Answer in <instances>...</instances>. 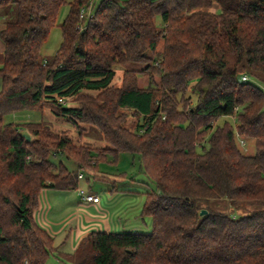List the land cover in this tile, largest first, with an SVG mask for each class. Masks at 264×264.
<instances>
[{"label": "trees", "instance_id": "obj_1", "mask_svg": "<svg viewBox=\"0 0 264 264\" xmlns=\"http://www.w3.org/2000/svg\"><path fill=\"white\" fill-rule=\"evenodd\" d=\"M90 1L69 2L61 44L44 58L66 0H0L15 6L0 29V264L56 253L67 264H264V91L241 79L264 81V0H100L79 29ZM128 63L140 68L112 85L114 66ZM21 109L71 127L4 121ZM90 126L107 146L82 139ZM237 136L254 141L253 154ZM126 152L154 185L140 209L150 232L90 230L58 251L34 217L41 191L76 189L79 170ZM216 199L227 208L213 209Z\"/></svg>", "mask_w": 264, "mask_h": 264}, {"label": "rangeland", "instance_id": "obj_2", "mask_svg": "<svg viewBox=\"0 0 264 264\" xmlns=\"http://www.w3.org/2000/svg\"><path fill=\"white\" fill-rule=\"evenodd\" d=\"M71 0H66V3L63 4L56 16L55 24L51 27L48 36L44 43L41 46V53L44 58L52 56L57 49L59 48L61 41H62V34H61V28L60 24L62 23L63 19L66 17L68 10H69V2ZM100 0H92V5H97ZM15 18V6L13 4H10L6 7L0 8V26L3 25L6 21H11ZM162 44L160 43L158 46V49L161 50ZM2 52H3V44L0 39V66L2 63ZM125 68H140V66L132 63H128L125 65H115V75L112 79L111 84L115 86H119L121 84V76L122 72ZM248 81L259 85L262 90L264 91V81L258 79L255 77L254 74L248 72L247 74ZM157 79V77H156ZM148 76L141 75L138 77V83L140 86H143L147 83ZM1 84V81H0ZM4 121H14V122H20V121H37V120H44L46 122H49L50 124L54 125L56 128H69L71 127L70 123L64 121L62 118H58L57 116L53 115L48 110H35V109H21L19 111L7 113L3 117ZM224 118H220L217 123H220ZM76 137V136H74ZM83 140H86L91 145L96 147H103L107 146V144L102 140L100 133L98 130L90 126L86 133L82 137ZM237 143L239 145V148L246 154H253L254 153V141L251 139H244L242 137L237 136L236 138ZM243 140L244 143L241 144V141ZM51 160L55 163L61 161L62 164L68 168L69 170H75L76 169V163L69 158H66L63 155H56L51 156ZM83 174V182L88 181L89 187L92 191H96L99 193L100 196L105 197V199L108 198V189H111L113 185L116 188L120 187H133L129 190L131 191H140V195H135L134 199L136 201H140V205L136 206L135 212L139 211L141 209L142 205V199L144 197V193L151 191L154 189V185L145 177L143 173L139 171V164H138V158L136 154L132 153H121L119 155L118 161L116 163L112 162H100L98 163V167L93 171L91 169H81L79 170ZM100 174L103 175H125L126 182L124 184H121L120 182H113L110 179L106 177L100 176ZM126 184V185H125ZM76 189H70V190H56L52 188H45L41 191L40 194V205L38 209L34 212L37 223L41 225L42 227L48 229L49 232L55 234V244L58 245V251L62 252H70L74 247L76 246V231L74 230V227L78 225L79 229H82L81 226V218H83V211L78 212L76 210L77 208L73 207L74 198L77 201L78 196H80V191L77 189V194L74 195ZM73 201V202H72ZM210 202H217L218 200H211ZM225 203V202H224ZM212 204V203H211ZM226 204V203H225ZM140 207V208H139ZM69 209L68 213L70 212V216L72 217V214H76L77 217H79V221L75 219L73 222V228L70 226V222L68 220H61L58 221L60 218H62L60 213H64V209ZM133 209L129 208V211H134ZM252 207H249L247 210H237L233 214L235 216H241L246 213H249L251 211ZM112 210V208H109L108 213ZM72 211V212H71ZM123 211H126L125 208H123ZM104 212V211H103ZM115 213V212H111ZM121 216V215H120ZM118 218H121V217ZM112 221L113 223V229L110 231L119 232V231H125V232H139V233H149L151 228V220L147 216H136L138 218V221L136 223L138 224V227L133 226L130 227V225L123 226L122 223L119 221L120 219H117L114 214H112ZM113 217L114 220H113ZM46 218L48 221H46ZM128 219H124L123 224L128 223L126 222ZM44 221V222H43ZM78 223V224H77ZM71 229V230H70ZM92 230H102L99 227L91 226ZM74 238H71L73 235ZM54 236V235H53ZM73 239V242H72ZM73 243V244H72ZM45 264H67L59 255L51 254Z\"/></svg>", "mask_w": 264, "mask_h": 264}, {"label": "crops", "instance_id": "obj_3", "mask_svg": "<svg viewBox=\"0 0 264 264\" xmlns=\"http://www.w3.org/2000/svg\"><path fill=\"white\" fill-rule=\"evenodd\" d=\"M3 26V25H2ZM2 26H0V29L2 28ZM100 176L102 177H106L108 179H110L113 182H120L121 184H124L126 182V177L125 175H103L100 174ZM126 185V184H125ZM133 189V187H130ZM129 187H120V188H116L114 185L111 189H108V198L105 199V197L100 196L98 192H94L91 190V188L89 187L88 181L83 182V177L78 179V184L76 187V190L78 189L80 190H84L86 193L88 194H93L96 196H99L100 200L97 203H93V202H84L81 200L80 196H78L77 201L74 198V203H73V207L77 208L76 210H78V212L83 211L84 215L83 218H81V226L82 229L78 228V225H76L74 227V230L76 231V238H74V235L71 238H74V240L76 239L77 243L79 241V239L88 231L92 230V229H88L91 228V226H95V227H99L102 230L105 231H110L111 229H113V223L114 221H112V214H114V216L117 217V219H120L119 221L122 223L123 226H127L130 225V227H134L135 226L138 227V224L136 223V221H138V218H136V216H139V211L135 212L136 210V206L140 205V201H136L134 199L135 195H140V191H131ZM75 191L74 195L77 194L78 192ZM144 199V197H143ZM142 199V202H143ZM73 202V201H72ZM138 202V203H137ZM224 200H221L218 202V204H216L217 202H212L211 207L213 209H221L224 210L227 208V204L224 203ZM134 206V211H129V208L133 209ZM109 208H112V210L108 213ZM123 208H125L126 211H123ZM140 208V207H139ZM69 209H64V213H60L62 218H60L58 221L61 220H68V222H70V226L71 228H73V222L75 221V219H77L79 221V217H77L76 214H72V217L70 216V212L68 213ZM104 211V212H103ZM115 212V213H111V212ZM72 212V211H71ZM121 215V216H120ZM121 218H118V217ZM34 217L36 222V216L34 213ZM115 217H113L114 220ZM124 219H128L126 220V222L128 221V223L123 224ZM46 221H48V219L46 218ZM44 222V221H43ZM49 222V221H48ZM78 224V223H77ZM41 226V225H40ZM44 228V227H43ZM46 229V228H44ZM48 231V229H46ZM71 230V229H70ZM97 230V229H96ZM49 232V231H48ZM53 237H54V244H55V234L49 232ZM73 242V239H72ZM76 243V245H77ZM73 244V243H72ZM56 247L58 248V245L55 244ZM76 247V246H75ZM74 247V249H75ZM72 249V251L74 250ZM70 251V252H72ZM62 252V251H61Z\"/></svg>", "mask_w": 264, "mask_h": 264}, {"label": "built area", "instance_id": "obj_4", "mask_svg": "<svg viewBox=\"0 0 264 264\" xmlns=\"http://www.w3.org/2000/svg\"><path fill=\"white\" fill-rule=\"evenodd\" d=\"M92 16V3L91 1L88 3V6H84L82 8H80L79 10V20L80 23L78 24V28L79 29H83L84 26L86 25L85 22L89 20V18ZM242 80H247V75H242L241 76ZM241 144L244 143L243 140H240ZM78 179L83 177V174L81 172L78 173ZM80 195H81V200L84 202H93V203H97L99 202L100 198L99 196L93 195V194H88L86 193L84 190H80Z\"/></svg>", "mask_w": 264, "mask_h": 264}, {"label": "water", "instance_id": "obj_5", "mask_svg": "<svg viewBox=\"0 0 264 264\" xmlns=\"http://www.w3.org/2000/svg\"><path fill=\"white\" fill-rule=\"evenodd\" d=\"M24 136H25L26 140H29V139H30V136H29L28 134L25 133ZM206 212H207V210L202 209V210H200V215H203V214H205Z\"/></svg>", "mask_w": 264, "mask_h": 264}]
</instances>
